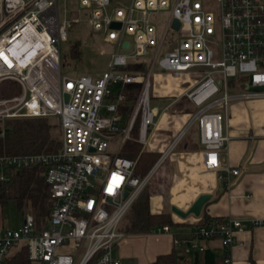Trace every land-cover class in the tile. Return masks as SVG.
<instances>
[{
  "label": "built area",
  "instance_id": "built-area-1",
  "mask_svg": "<svg viewBox=\"0 0 264 264\" xmlns=\"http://www.w3.org/2000/svg\"><path fill=\"white\" fill-rule=\"evenodd\" d=\"M112 1L63 0L60 15L57 0H0V81L14 84L10 94L0 95V137L5 120L15 117L52 116L59 130L54 150H0V181L10 180L13 170L38 166L52 199L40 222L21 212L15 228L0 223V264H120L112 249L126 234L122 217L193 123L204 169L226 182L238 172L220 163L218 149L229 137L223 130L229 104L264 100V0ZM160 10L167 12L162 23ZM80 21L113 47L99 73H66L61 67L66 27ZM132 63L143 68L130 71ZM155 64L193 80L183 96L194 110L141 174L137 157L120 149L133 138L144 149L156 125L150 105ZM132 85L135 97L125 112L123 90ZM246 220L252 226L264 222ZM242 221L209 219L196 226L191 239L174 243L183 251L202 250L199 239L217 238L222 264H234L230 249Z\"/></svg>",
  "mask_w": 264,
  "mask_h": 264
},
{
  "label": "crops",
  "instance_id": "crops-1",
  "mask_svg": "<svg viewBox=\"0 0 264 264\" xmlns=\"http://www.w3.org/2000/svg\"><path fill=\"white\" fill-rule=\"evenodd\" d=\"M161 92L159 109L152 105L156 125L150 130L144 148L158 152L159 156L177 137L194 110L183 96V88L176 96L168 87L157 93ZM179 99H183L190 109L175 110L173 105ZM226 120L223 130L229 137L218 149L220 163L238 168L237 174H230V180L226 182L216 178L214 171L204 169L197 125L191 124L164 158L160 175L151 183L158 188L149 189L148 193V210L166 212L171 220L166 223L169 230H156L157 225L165 223L138 229L133 226L135 216L125 218L120 226L126 234L112 249L120 264H222L219 239H199L204 245L202 250L183 251L175 245L174 238L181 233L192 234L198 224L209 219L227 216L243 219L230 249L234 264H264V222L252 226L246 220L249 217L264 219V100L231 102ZM200 193L210 196L199 214L179 216L170 209L175 205L186 210ZM174 226L181 227L175 229Z\"/></svg>",
  "mask_w": 264,
  "mask_h": 264
},
{
  "label": "trees",
  "instance_id": "trees-1",
  "mask_svg": "<svg viewBox=\"0 0 264 264\" xmlns=\"http://www.w3.org/2000/svg\"><path fill=\"white\" fill-rule=\"evenodd\" d=\"M75 47V48H74ZM71 56H78L76 44L70 46ZM143 66L140 63H132L127 67L128 70L138 71ZM14 84L10 81H0V95H7L12 92ZM137 86L132 85L125 88L124 111L132 104L135 97ZM53 124L47 116L15 117L5 120V132L0 137V150L8 153H29L31 151H46L57 148L59 141L52 135ZM136 126L133 134L136 135ZM132 134V135H133ZM140 143L135 139L125 141L120 149V153L130 158L137 157L136 170L144 174L149 170V166L158 158L159 153L140 148ZM150 186V185H149ZM147 186V187H149ZM150 189V188H149ZM149 189L145 187L137 196L142 194L141 201L136 206L134 227L146 229L151 224L160 223L154 219L161 217L162 223H169L170 216L165 213H152L148 210ZM138 197L136 199H138ZM15 201L20 212H29L40 222L46 215L52 202L49 195V188L44 181L42 170L38 166L24 167L17 171H12V177L8 181H0V207L8 200ZM135 199V201H136ZM133 202V204L135 203ZM132 204V205H133ZM136 204V203H135ZM134 206V205H133Z\"/></svg>",
  "mask_w": 264,
  "mask_h": 264
},
{
  "label": "rangeland",
  "instance_id": "rangeland-1",
  "mask_svg": "<svg viewBox=\"0 0 264 264\" xmlns=\"http://www.w3.org/2000/svg\"><path fill=\"white\" fill-rule=\"evenodd\" d=\"M72 0H67V4H70ZM58 6L60 9V15L63 12V0H57ZM115 1H112L111 5H114ZM167 12L165 10H160L156 14L160 23H162L163 18ZM76 44L78 48V52L80 54L78 56H71L69 52L70 46L72 44ZM75 48V47H74ZM113 50L112 45L105 42L101 32L94 31L86 22H71V25L66 27V40H62L60 42V53H62L61 61L63 64L61 65L62 69L66 73H75V74H87L92 73L96 74L102 71L106 67V62L109 58L110 52ZM162 54V50L160 51L158 57ZM194 75V74H191ZM152 87L151 93H156V95H151L150 105H155L159 109V97L162 96L161 93H157L159 91H163L164 87H168L170 91L173 93V96L179 95L181 88H185L187 85L193 81L188 77L187 74L183 73L181 76H172V74L159 67L157 64L154 65L153 72L151 75ZM186 79H189L188 82ZM172 105V104H171ZM174 109L176 110H189L183 99H179L174 105ZM47 119L53 124V128L51 130L52 135L56 140H59V130L58 126H56L55 118L52 116H47ZM133 136H135L133 134ZM160 169V168H159ZM159 169L155 173V175L151 178L149 184L146 186L147 190L158 188L157 186H151L159 174ZM144 191V190H143ZM143 197L142 194L139 195L138 199H136L135 203L131 205V207L127 210L125 215L121 219V223L125 218H132V216L136 215V206L138 202L141 201ZM20 211L18 210L16 203L12 199H8L1 207H0V223L4 226L15 228L21 218ZM43 220V219H42ZM160 223L164 222V219L158 217L154 219ZM181 227V226H180ZM179 226H174L175 229L180 228ZM189 229V228H188Z\"/></svg>",
  "mask_w": 264,
  "mask_h": 264
},
{
  "label": "water",
  "instance_id": "water-1",
  "mask_svg": "<svg viewBox=\"0 0 264 264\" xmlns=\"http://www.w3.org/2000/svg\"><path fill=\"white\" fill-rule=\"evenodd\" d=\"M175 26L178 25V20L177 19H174V23H173ZM113 26H118L119 23L118 22H113L112 23ZM125 46H127V42H124L123 43ZM65 98H67V95L64 94ZM209 196L210 194H207V193H200L195 199L194 201L190 204V206L184 210V209H179L177 208L175 205H172L170 207V209L175 212L177 215H181V216H186L187 214L189 213H193L194 215L195 214H199L200 212V208L201 206L204 204L205 201H207L209 199ZM193 237L192 234H187V233H181V234H177L175 236V238L177 239H191Z\"/></svg>",
  "mask_w": 264,
  "mask_h": 264
}]
</instances>
